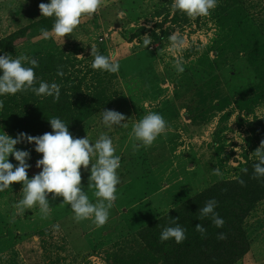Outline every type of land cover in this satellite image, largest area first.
Listing matches in <instances>:
<instances>
[{
  "label": "rangeland",
  "instance_id": "obj_1",
  "mask_svg": "<svg viewBox=\"0 0 264 264\" xmlns=\"http://www.w3.org/2000/svg\"><path fill=\"white\" fill-rule=\"evenodd\" d=\"M41 3L50 0H0V41L28 29L5 54L35 58L36 78L57 83L64 96L72 95V86L93 97L105 94L101 108L70 133L92 143L109 136L121 158L120 183L109 219L99 228L91 220L76 222L70 205L52 194L47 216L38 204L17 214L23 185L13 183L0 192V264H167L140 231L219 182L244 176L249 192L260 197L244 221L250 248L234 264H264V177L253 178V152L264 140L262 126L253 123L264 118V0H217L209 15L194 19L174 10L173 0H104L64 39L44 36ZM174 32L186 41L178 52L169 50ZM145 35L152 41L147 48ZM92 48L118 62L119 72L93 69ZM177 58L182 73L174 66ZM32 94H5L0 102L13 95L21 105L34 104ZM106 109L122 113L128 127L106 128ZM5 111L3 104L0 134L12 137ZM149 112L165 119L166 130L151 146L134 149L139 142L131 135L133 124ZM15 148L30 153L31 179L42 170L36 167L42 154L34 143ZM9 161L18 164L11 155ZM90 167L81 168V186L95 203Z\"/></svg>",
  "mask_w": 264,
  "mask_h": 264
},
{
  "label": "clouds",
  "instance_id": "obj_2",
  "mask_svg": "<svg viewBox=\"0 0 264 264\" xmlns=\"http://www.w3.org/2000/svg\"><path fill=\"white\" fill-rule=\"evenodd\" d=\"M103 2L104 0H50V3L39 4L41 16L55 17L51 33L42 30L44 36L51 35L64 39L81 23L83 17H91L97 13L103 6ZM216 6L217 0H173L172 4L174 10H179L192 19L209 15L210 10ZM168 41L170 42L169 50L172 52L182 50L186 43L185 39L175 32L168 36ZM150 44H152L150 37L145 35L144 47L147 48ZM91 56L94 57L91 65L93 69L109 73L119 72V63L99 54L95 48L91 49ZM24 64L31 66L25 67ZM174 66L178 73H182L184 71L182 58H177ZM36 67H38V61L27 55L16 58L9 54L0 55V72H2L0 96L31 90L37 96H50L53 97L54 102L58 101L60 86L57 83L48 84L40 81L38 87L34 86L37 82L34 72ZM63 74V71L58 69L57 75L63 76ZM2 107L3 104L0 102V108ZM101 118L102 124L108 129L113 126L128 127L124 122L126 117L115 110H103ZM49 123L52 132H46L40 136L19 133L14 139L4 132L0 134V192L5 191L13 183L23 185L21 198L14 204L17 214H23L25 210L38 204L41 213L47 216L51 210L48 194H52V200L62 197L63 203L70 205L76 222L91 220L97 228L104 226L109 219V210L117 199V185L120 183L117 169L121 166V158L115 155L112 139L101 134L92 143L87 136L73 137L68 125L60 118L53 117L49 119ZM165 130L166 121L160 114L147 113L133 124L131 135L139 142L133 146L134 149L140 146H151ZM22 141L34 143L35 151L42 154V158L36 161V167L42 170L31 179L28 178L27 172L30 167L27 163L30 153L15 148ZM253 154L258 161L253 165V178L264 177V140ZM10 155L18 162L17 165L9 161ZM90 163L88 187L95 189L94 195L98 198L95 203L90 202L81 186V168L89 169ZM214 173L220 175L219 169H215ZM216 206L215 199L206 201L205 206L198 210V219L211 217L212 224L222 228L225 221L215 212ZM172 223L174 227H165L162 230L160 241L174 239L176 243H182L186 239V229L178 223V218L173 219ZM54 228L58 229L59 225H55ZM195 230L202 237L207 231L201 224H197ZM217 238L226 239V234L219 233Z\"/></svg>",
  "mask_w": 264,
  "mask_h": 264
},
{
  "label": "trees",
  "instance_id": "obj_3",
  "mask_svg": "<svg viewBox=\"0 0 264 264\" xmlns=\"http://www.w3.org/2000/svg\"><path fill=\"white\" fill-rule=\"evenodd\" d=\"M54 19V16L47 17L40 22L41 24H38H43L46 27L45 30H51ZM27 31L28 29L24 28L2 39L0 55L13 53L16 41L26 37ZM24 66L29 67L28 64H24ZM40 81L42 80L37 79L34 86L38 87ZM70 90H72V95L64 96L65 89L60 88V97L56 102L53 97L36 96V94H32L37 98V101L33 102L34 104L29 102L21 105L18 103L19 98L13 95L7 97L6 100L2 99L6 110L4 121L9 127L12 137L15 139L19 133L40 136L41 130L43 132L46 130L45 133L52 132L50 123H46L45 119L53 117L64 121L71 132L72 129L80 126L88 116L90 118L93 112L101 108L102 102L104 103L105 94L103 95V93L97 96L94 94L93 97L91 92L88 94L86 91V94L84 90H79L75 86L70 87ZM18 108L22 111H18ZM239 108L249 114L245 105L241 104ZM253 123L262 126V136H264V118L257 119ZM245 181L244 176L236 180L219 182L181 204L155 223L143 228L140 235L154 248L157 256L167 264H234L250 248L244 221L260 197V195L254 197L249 192ZM210 199L217 201L215 212L225 221L222 228L215 227L211 217L198 219V210L205 206L206 201ZM175 218H178V223L186 229V239L179 244L174 239L161 242L160 233L165 227H174L172 220ZM197 224L206 228L204 237L195 230ZM219 233L226 234V239H218Z\"/></svg>",
  "mask_w": 264,
  "mask_h": 264
}]
</instances>
